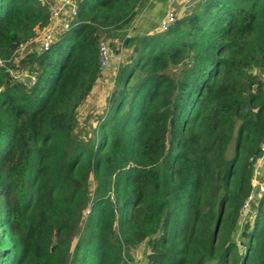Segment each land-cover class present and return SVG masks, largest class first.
<instances>
[{
	"label": "trees",
	"instance_id": "16d2710c",
	"mask_svg": "<svg viewBox=\"0 0 264 264\" xmlns=\"http://www.w3.org/2000/svg\"><path fill=\"white\" fill-rule=\"evenodd\" d=\"M143 1L78 0L79 23L15 63L49 10L0 0V264H126L145 241L147 264H264V194L241 250L230 240L249 160L262 155L264 0H198L167 32L136 39L98 134H75L99 40L129 27ZM238 123L244 144L228 161Z\"/></svg>",
	"mask_w": 264,
	"mask_h": 264
},
{
	"label": "rangeland",
	"instance_id": "374dc122",
	"mask_svg": "<svg viewBox=\"0 0 264 264\" xmlns=\"http://www.w3.org/2000/svg\"><path fill=\"white\" fill-rule=\"evenodd\" d=\"M197 1L198 0H190L188 4L179 6L177 20L189 16ZM147 3H148V0H147ZM147 3L146 5H143L144 9L147 6ZM156 7L157 8L155 9V12L153 10L152 13L150 12L149 15L147 16H145L144 14L145 11L143 12L142 9L138 7L134 20L131 22V25L129 27L124 28V29H112L111 32H109L107 36H103L106 38L114 37L115 38L114 41L116 40V42L112 45V52L114 55V59L111 63L110 68L107 71H105L103 74L99 75L91 93L84 100V102L80 105V107L77 109V112H76L77 125L75 128V134L80 139L84 141H88L90 138H93L95 135L98 134V128L108 111V101L113 91L115 90V85L117 82L119 71L123 66H125L126 64L130 62V56L133 52V47H134V43L136 39L141 38L147 34L148 35L161 34L158 31V25H159L160 13L163 10V5H158ZM128 29H130L129 31H131V39H129L131 43L127 45L126 41H124V36L129 32L127 31ZM32 53L39 54V51H38V48L35 42L29 41L27 43H24L18 49L14 62L18 63V60H21L26 55L32 54ZM184 63L187 64L189 62L188 60L185 59ZM183 65L180 64L178 66H172L168 69L167 73L173 77H177ZM28 72L13 71V74L16 76L18 81L19 80L22 81L26 78V75L28 74ZM29 74H31V72ZM238 127H239V123L236 124L234 132L232 134L231 143L226 149L225 158L228 161L234 158L235 151L237 150L238 142L240 143L241 146L244 144L243 136L240 138V140L238 139ZM100 137H101V133H99V138ZM245 157H246V154L243 152L239 156V164L242 163ZM262 162H263V167H264V159ZM249 163H251L250 160H249ZM251 165L253 169L252 173L254 175V167H253L254 162L251 163ZM262 170L264 171V168H262ZM257 173L260 174L261 172L258 170ZM253 175H252V178H253ZM237 180L238 178L233 179V185L236 184ZM94 188H95V183L91 179L89 182L90 192H93ZM222 195H223V191L221 190L219 191V196H222ZM89 196L90 198H92V194H89ZM258 204L259 203H256L254 205L252 216L246 218V224H250V225L253 224L255 220V216L257 214ZM86 214H87V211L84 212V216ZM238 222H239V218H238V221L236 223V226L233 232L231 233L230 240L233 244H235L238 247L240 251L241 250L240 244L242 240L241 234L246 224L241 226L240 222L239 223ZM82 225L83 223L80 224L81 228H82ZM149 251H150V247L148 246V243H146L145 241L141 245H139L137 248L130 250V252L128 253L129 255L124 256V260L126 264H147L148 262L147 255ZM206 264H218V263H217V260H211L207 262Z\"/></svg>",
	"mask_w": 264,
	"mask_h": 264
},
{
	"label": "built area",
	"instance_id": "2783aa9c",
	"mask_svg": "<svg viewBox=\"0 0 264 264\" xmlns=\"http://www.w3.org/2000/svg\"><path fill=\"white\" fill-rule=\"evenodd\" d=\"M48 7L49 22L44 28H35V37L32 42H35L39 53L47 51L53 44L57 43L68 31L75 27L78 22L79 2L78 0H41ZM188 0H166V12L158 25L159 33L167 32L177 21L178 8L181 5L188 4ZM154 4V0H148L147 5ZM132 29V28H131ZM128 29L127 31H129ZM114 37H102L98 43V65L99 75L107 71L114 59L112 45L116 42ZM131 39V31L124 36V41ZM29 88L35 83L34 75H26L22 80ZM262 155L250 162H254V175L251 179V191L240 210L239 222L240 225L246 224V218L253 214V207L259 203L264 194V140L261 143ZM261 173L258 174L257 171ZM260 177V179H259ZM238 222V223H239Z\"/></svg>",
	"mask_w": 264,
	"mask_h": 264
},
{
	"label": "crops",
	"instance_id": "0c3cea01",
	"mask_svg": "<svg viewBox=\"0 0 264 264\" xmlns=\"http://www.w3.org/2000/svg\"><path fill=\"white\" fill-rule=\"evenodd\" d=\"M190 1V0H188ZM145 2V3H144ZM144 2L142 3V5L140 6V9H142L143 5H146L147 3V0H144ZM158 5H163V10L161 11L160 13V17H159V23H160V20L162 19V17L164 16L165 12H166V0H154V4H150V5H147L144 9H142V11L144 12L145 11V16L149 15V13L154 10L155 12V9L157 8L156 6ZM142 12V13H143Z\"/></svg>",
	"mask_w": 264,
	"mask_h": 264
}]
</instances>
